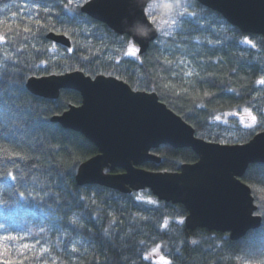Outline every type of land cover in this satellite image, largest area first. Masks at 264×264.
<instances>
[{
    "label": "trees",
    "instance_id": "trees-1",
    "mask_svg": "<svg viewBox=\"0 0 264 264\" xmlns=\"http://www.w3.org/2000/svg\"><path fill=\"white\" fill-rule=\"evenodd\" d=\"M169 2L175 4L177 0ZM57 3L59 0H0V35L8 41L0 44V124L4 125L0 127V198L9 204L19 199L11 186L21 182V169L25 173L23 183L34 197L42 198L36 201L40 208L33 204L28 211L0 207V223L6 224L0 235H17L22 237L20 243L31 245L28 250L19 245L17 250L9 248L3 258L14 264H164L155 259L157 256L166 257L171 264H246V255L257 258L264 251V217L258 229L233 241L228 233L187 229L186 208L159 200L150 189L123 193L98 184L79 185V165L97 154L98 148L82 133L63 127L51 117L71 105H80L81 94L64 89L57 99L43 98L27 87L18 91L14 80L20 75L17 69L25 65L31 66L25 69L29 77L47 75L35 67L42 61H48L52 72L81 70L93 77L113 75L134 90L157 93L161 101L194 127L196 136L214 142L245 143L264 131L259 124L246 127L250 117L245 112L247 108L258 121L264 120V85L258 83L264 78V36L244 33L197 0H179V7L171 14L178 21L172 34L165 36L159 31L147 51L137 57L125 54L134 43L129 36L116 33L81 12V8L77 11L83 22L67 26L71 53L67 52L69 47L47 39L51 31L39 41H26L22 29L35 28V19L25 18L27 9L34 4ZM152 3L159 4L161 0ZM185 9L196 15H179ZM57 13L63 15L61 7H54L51 13L57 29L54 32L63 33L65 28L55 22ZM157 17L167 29L164 21L169 16L158 9ZM84 27L90 31L79 30ZM221 28L226 31H218ZM207 39H220L222 43L208 44ZM246 39L256 47L244 43ZM32 44L37 48L43 45L48 51L36 52ZM52 44L57 46L55 50ZM28 101L33 107H27ZM46 106L54 111H48ZM14 116L19 117L15 126ZM216 116L221 119L216 120ZM155 152L161 161L147 162L142 167L178 171L182 164L198 160L191 148L162 145ZM73 168L76 172L67 175ZM9 171L18 177L17 182L3 178L2 174ZM242 180L251 187L258 211L264 203V163L250 164ZM20 191L25 188L20 187ZM136 195H142L144 201L136 200ZM149 199L157 203H146ZM73 216L83 227L71 223ZM18 251L25 255L19 256Z\"/></svg>",
    "mask_w": 264,
    "mask_h": 264
},
{
    "label": "water",
    "instance_id": "water-1",
    "mask_svg": "<svg viewBox=\"0 0 264 264\" xmlns=\"http://www.w3.org/2000/svg\"><path fill=\"white\" fill-rule=\"evenodd\" d=\"M155 0H90L81 12L129 36L147 51L159 30L143 24L141 8ZM222 14L244 33L264 36V0H197ZM141 24L148 35L137 34ZM47 39L71 47V39L51 31ZM27 89L34 95L57 99L64 89L78 91L80 105H71L51 120L82 133L98 153L77 170L79 185L98 184L123 193L150 189L162 201L182 204L185 226L228 233L233 241L258 229L262 217L251 187L242 180L250 164L264 163V131L245 143H221L198 137L194 127L160 100L155 92L134 90L113 75L95 77L81 70L63 75H32ZM162 145L191 148L198 160L178 171H153L142 165L161 161ZM121 169V172H115Z\"/></svg>",
    "mask_w": 264,
    "mask_h": 264
},
{
    "label": "snow or ice",
    "instance_id": "snow-or-ice-1",
    "mask_svg": "<svg viewBox=\"0 0 264 264\" xmlns=\"http://www.w3.org/2000/svg\"><path fill=\"white\" fill-rule=\"evenodd\" d=\"M90 3V0H67V2L65 3L64 0H59V3L53 5V4H44V5H40V4H34L32 7H29L25 13V18L28 21H31L32 19H35V28H30L28 26H25L22 31L25 34L24 35V39L27 41L30 38L36 41L40 40V37L48 32V31H57L55 23H53L52 21V17H51V13L54 10V7H61L63 10V15H60L59 13L56 14L55 17V22L58 23L59 25H61L62 27L65 28V30L63 31V35L65 36H69L70 35V31L67 30V26L70 24H76L79 25L80 23H82L83 21L81 20V16L82 14L77 11L78 8H83V6L85 4ZM171 2H169V0H161V3L157 4V3H146L142 8H141V19H142V23L143 24H150V25H154L156 27V29H158L159 31H161L163 33V35L165 36H170L172 34L171 29L173 26L178 24V21L175 17H173L171 14L175 11V9L172 7ZM163 10V12L165 14H167L169 16V19L164 21V25H167V29L164 28L163 25L160 24L158 17H157V10ZM41 13H43V18H41ZM185 14H190L195 16L196 13H187V9H185L183 12L179 13V15L183 16ZM84 20H87V17L83 18ZM88 23H91L90 20H87ZM135 29L137 30H143V27L141 24H136L135 25ZM80 31L83 32H89L90 30L86 27L84 28H80ZM72 31H76L75 28L72 29ZM218 31L223 32L226 31V29H218ZM185 39H187V37H185ZM7 38L4 35H0V44H4L7 43ZM208 44H221L222 41L220 39L217 40H212V39H207L206 41ZM244 43L251 45L253 48L256 47V45L253 43L252 40L250 39H246L244 41ZM32 49H34L36 52H45L48 51V49L44 48L43 45H41L40 48H37L36 44H32L31 45ZM56 45L52 44L51 45V49L55 50L56 49ZM23 51V49H21ZM73 51V49L71 47H69L67 49V52L71 53ZM139 49L136 48L134 45H130L127 49V52L125 53L128 56H132V57H137L138 53H139ZM183 63V61H181ZM43 65V67H42ZM48 65V61H42L40 65H36V68H41L42 71H44L47 75H63L64 70L61 71H57V72H52L50 70V68L47 67ZM31 67L30 65H25L23 68H19L17 69L18 73H20V75L17 76V78L14 80V84L17 88L18 91H25L26 87H27V81L31 78L28 76L27 72L25 71L26 68ZM190 74V73H189ZM259 84L264 85V78H261L258 81ZM210 93H205V95H209ZM3 103L7 104L9 103L7 100L2 101ZM14 103V101H13ZM17 108H20V105H16ZM27 107H33V105L31 104V101L27 102ZM47 107V106H46ZM47 110L50 112H53L54 109L47 107ZM245 112L248 113L249 117H250V122L248 124H246V127H253L257 124H259L260 127H264V120H257V116L256 115H252L251 111L249 109H245ZM262 115H264V110H261ZM216 120H220V116H216L215 117ZM45 122H48V118L45 117ZM19 124V117H13L12 118V125H18ZM0 127H4V125L0 124ZM56 152H59V146L57 145L55 147ZM18 155V154H17ZM21 159H27L28 157H20ZM53 163H57L56 161H53ZM13 167H19L18 164H13ZM76 172V169L73 168L70 172L67 173V175L71 176ZM51 173H49L50 175ZM60 174L64 175V170L60 169ZM3 175V178L5 180L10 179L13 182H17L18 177L16 175H14L11 171L6 172ZM25 176V173L23 171V169H21V174H20V180L21 182L19 184L14 183L11 187L13 189V193L15 195H17L19 197V199L14 200V202L12 204H9V201L7 199H2L0 198V207H5V208H15L17 211L23 210V211H28L33 204H35V206L37 208H40L41 205L39 203H36V201L42 199L40 197H34L32 194V190H30L27 185L25 183H23V177ZM33 179H35V177H33ZM20 187H24L25 191H20ZM27 192V194H26ZM81 199H83V197H81ZM135 199L138 201H144V197L142 195H136ZM93 203H95V201L93 200ZM146 203L148 204H152L155 205L157 202L155 200H147ZM255 215L259 216V217H264V203H261V205L259 206L258 211L255 213ZM57 219H61L60 217H56ZM179 223H183V220H179ZM71 223L73 224H77L79 227H83V224H80L79 221L75 218V216H73L71 218ZM168 225V221L165 220L164 221V227H167ZM6 228V224L5 223H0V229H5ZM25 231H29L31 232V228H26ZM40 231H43V228L40 229ZM22 240V237L17 236V235H13V234H8V235H0V264H14V261L11 259L5 260L4 254L5 252L8 251L9 248H12L14 250H17V245H19L20 248L24 249V250H28L31 245L28 243H20V241ZM5 242H7V247L5 245ZM193 244L196 243L195 240L192 241ZM159 247V246H158ZM158 247L157 248H153L152 251L153 253L158 251ZM18 255L23 257L25 255L24 251H18ZM145 259H147V257H145ZM237 259L239 260L240 258L237 257ZM245 261L246 264H253V260L255 259V264H264V251H262L261 253H259V256L257 258H253V257H249V256H245ZM160 260L164 261V264H171V261L168 260L166 257L164 256H160Z\"/></svg>",
    "mask_w": 264,
    "mask_h": 264
},
{
    "label": "clouds",
    "instance_id": "clouds-1",
    "mask_svg": "<svg viewBox=\"0 0 264 264\" xmlns=\"http://www.w3.org/2000/svg\"><path fill=\"white\" fill-rule=\"evenodd\" d=\"M172 7L173 8H178L179 7V0H177V2L175 3V4H172ZM137 34H141V35H144L145 37L148 35V32L147 31H145V30H137V29H135L134 30Z\"/></svg>",
    "mask_w": 264,
    "mask_h": 264
},
{
    "label": "rangeland",
    "instance_id": "rangeland-1",
    "mask_svg": "<svg viewBox=\"0 0 264 264\" xmlns=\"http://www.w3.org/2000/svg\"><path fill=\"white\" fill-rule=\"evenodd\" d=\"M132 45H134L136 48H138V45H137L136 43H133ZM138 49H139V48H138ZM158 257H159V256H157L155 259L160 260ZM159 262H163V261L160 260Z\"/></svg>",
    "mask_w": 264,
    "mask_h": 264
}]
</instances>
